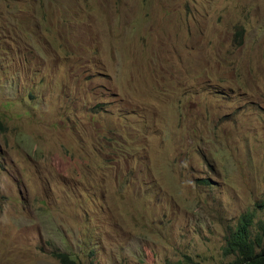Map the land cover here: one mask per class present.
<instances>
[{
	"label": "rangeland",
	"instance_id": "rangeland-1",
	"mask_svg": "<svg viewBox=\"0 0 264 264\" xmlns=\"http://www.w3.org/2000/svg\"><path fill=\"white\" fill-rule=\"evenodd\" d=\"M263 198L264 0H0V264H228Z\"/></svg>",
	"mask_w": 264,
	"mask_h": 264
},
{
	"label": "trees",
	"instance_id": "trees-1",
	"mask_svg": "<svg viewBox=\"0 0 264 264\" xmlns=\"http://www.w3.org/2000/svg\"><path fill=\"white\" fill-rule=\"evenodd\" d=\"M254 208L242 214L226 236L223 254L234 257L228 264H264V221L259 219V229L254 230L257 210L264 209V198L256 202ZM52 254L59 259L60 264H79L68 251L54 250Z\"/></svg>",
	"mask_w": 264,
	"mask_h": 264
}]
</instances>
